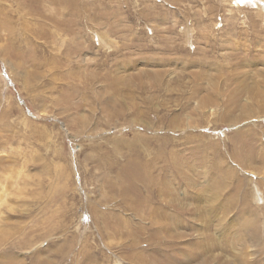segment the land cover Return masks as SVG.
<instances>
[{
    "label": "rangeland",
    "instance_id": "obj_1",
    "mask_svg": "<svg viewBox=\"0 0 264 264\" xmlns=\"http://www.w3.org/2000/svg\"><path fill=\"white\" fill-rule=\"evenodd\" d=\"M0 264H264V0H0Z\"/></svg>",
    "mask_w": 264,
    "mask_h": 264
},
{
    "label": "bare ground",
    "instance_id": "obj_2",
    "mask_svg": "<svg viewBox=\"0 0 264 264\" xmlns=\"http://www.w3.org/2000/svg\"><path fill=\"white\" fill-rule=\"evenodd\" d=\"M7 19V18H6Z\"/></svg>",
    "mask_w": 264,
    "mask_h": 264
}]
</instances>
